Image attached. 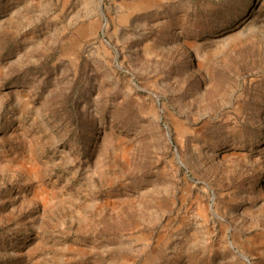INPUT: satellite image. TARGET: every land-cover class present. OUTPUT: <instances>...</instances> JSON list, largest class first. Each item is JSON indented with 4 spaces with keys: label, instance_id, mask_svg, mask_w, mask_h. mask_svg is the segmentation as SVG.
Returning a JSON list of instances; mask_svg holds the SVG:
<instances>
[{
    "label": "rangeland",
    "instance_id": "374dc122",
    "mask_svg": "<svg viewBox=\"0 0 264 264\" xmlns=\"http://www.w3.org/2000/svg\"><path fill=\"white\" fill-rule=\"evenodd\" d=\"M0 264H264V0H0Z\"/></svg>",
    "mask_w": 264,
    "mask_h": 264
}]
</instances>
